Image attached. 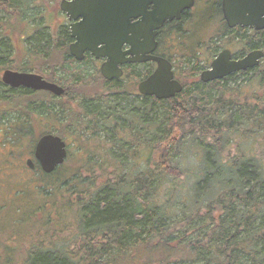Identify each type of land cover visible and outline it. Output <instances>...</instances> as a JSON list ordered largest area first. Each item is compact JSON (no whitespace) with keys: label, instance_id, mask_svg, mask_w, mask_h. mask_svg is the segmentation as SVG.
<instances>
[{"label":"trees","instance_id":"obj_1","mask_svg":"<svg viewBox=\"0 0 264 264\" xmlns=\"http://www.w3.org/2000/svg\"><path fill=\"white\" fill-rule=\"evenodd\" d=\"M23 2L7 1L11 11H21ZM62 63L61 85L89 82L66 55ZM255 70L247 90L229 86L238 78L234 73L186 87L172 100L135 104L131 94H118L115 81L104 84L113 96L77 97L81 116L70 127L84 140L69 145L85 154L84 162L75 172L60 166L50 175L40 173L34 185L39 202L35 197L26 205L39 210L32 214L49 210L40 214V225L48 228L56 220L62 228L60 221L77 232L72 236L80 245L46 249L36 237L25 264H264V69ZM17 92L6 88L0 101ZM31 94L24 90L20 96ZM33 106L43 118L60 115L45 101ZM13 130L4 129L10 143ZM157 147L167 154L159 160L153 156ZM184 159L194 165L185 167ZM19 192L30 197L29 188ZM22 213L0 229L10 237L9 245L0 243L7 255L0 254V264L21 257L16 237L28 236L34 226L16 224Z\"/></svg>","mask_w":264,"mask_h":264},{"label":"rangeland","instance_id":"obj_2","mask_svg":"<svg viewBox=\"0 0 264 264\" xmlns=\"http://www.w3.org/2000/svg\"><path fill=\"white\" fill-rule=\"evenodd\" d=\"M59 1L60 0L25 1L21 11H11V9L9 10L10 7L7 2L4 3V5L0 3V48L3 49L4 54H0V57H2L0 58V80L4 71L10 70L14 72L36 74L46 81L61 82V66L63 65L62 62L65 59V55L68 53L67 46L63 44L61 39L55 41V43L59 42L63 44L59 46V49L51 45L45 48L37 45L39 41L36 39H38V37L34 38L38 33L37 26L29 24L31 22L36 25L44 10L46 25H50L53 32L58 23L55 18V10H57L56 8L59 6ZM211 1L213 0H210V2ZM27 2L29 3L27 4ZM207 4L206 2L203 3L199 1L197 8L192 11V14H190L187 19L200 17V13L206 9ZM33 15L37 19L32 18ZM205 15L206 19H208L209 16H212V12L208 11ZM57 18L61 20L59 22L65 23V19L62 15L57 16ZM195 35V38L199 36V41L206 44L202 50L197 52L198 56L196 58H193L192 52L196 50L198 45L196 44L193 47L189 43L179 45L181 40L175 36V46L171 54L172 60L175 63L176 79L184 86L188 87L199 81V73L197 72L203 70L204 66H207L221 49L231 48L232 52H236L240 48V46L232 42L233 38L237 37L239 34H226V28L223 27L222 21L217 15L204 22ZM240 36H242V39L248 40L246 38L248 37L246 32ZM2 49L0 51H2ZM37 49L40 52L37 51ZM189 57H191L192 60L189 59ZM68 61L71 66L76 65L72 58H69ZM187 62H190V64ZM77 65L78 70H82L86 73L88 77L86 78L89 82L75 85L74 87H72L73 85L65 86L67 95L64 98L57 99L52 96V94L44 92H34V94L23 97L20 96L22 91H18L14 95L6 93L3 100L0 101V129H2L0 130V206L6 208V210H0V229H4L5 226L9 225L11 220H13L19 212L22 213L23 210L31 212L29 213L30 216L22 213L21 222L16 224L22 225L29 221L34 224V226H29L30 228L27 230L28 236L23 238L22 235H19L16 237L17 242L21 244L18 253L21 257L16 256L10 261L11 264H25L26 254H29L26 250L28 246L35 242L34 239L36 237L41 241L40 246L46 247V249L54 250L60 248L66 242H71L76 247L80 245L76 237L72 236L77 234V232L73 231L71 227L67 228L68 226H64L60 221L59 224L62 228L57 227L56 220H50L51 223H48V228L40 225V214L42 212H48L49 210L46 209L42 212H34L32 214L33 210H39L29 209L26 205L27 200L31 199L32 201L36 197L34 185L35 182L38 181L41 175L40 173H42L38 164H36V169L33 171H29L30 169H28L26 165V159L33 155V149L37 141L42 136L49 133L59 135L68 145V154L64 164L61 166L68 172L71 170L75 172V168L78 167V164L84 162L85 157L84 153L75 154L74 150H72L73 146L69 145L72 141L81 142L84 140L79 139L70 127V124L81 116L79 113L81 99L77 97L94 100L100 98V96L104 98L105 95H114L113 91L108 92L104 85L105 82L99 74L100 63L95 64L88 59L83 65L80 63ZM258 69H264V61L260 64ZM254 73H256V70L249 72L246 76L235 78L234 80L236 82L232 80L229 86L233 87L235 85H240L241 89L247 90L250 83L248 79H250V76ZM138 74L142 76L139 77ZM145 74H148V71L144 67L139 66L134 70H129L122 81L117 83V87L119 88L118 94L121 95L124 93L125 96L129 97V94L132 95L137 93V83ZM1 89L5 91L6 88L0 85V93H4ZM250 95L251 94H249V97ZM135 97L136 96L133 95L135 101L140 100L138 97ZM20 98V103L16 104ZM35 101L39 105L43 104V101H45L47 107H55V110L59 111L60 115L47 118L38 116L39 114L35 115L33 108ZM135 104L138 103L135 102ZM22 124L27 126L23 125L22 128ZM7 127H10V132L11 129L16 131L13 143H10L7 139L8 136L4 134V129ZM4 142H7V144L3 145ZM87 143L88 142H83L84 145ZM90 146L91 144L88 145V147ZM166 155L165 150H162V148L159 149V147H157V150L153 153V156L157 158L156 160ZM181 162L185 167L194 165L191 159H184ZM77 172L84 175V172L80 168L77 169ZM24 188H29V198L26 197V192H19V194H17L18 191ZM36 199L39 202V198L36 197ZM61 208V205H59V210L67 214L66 211ZM48 209H50V207H48ZM17 211L19 212L17 213ZM51 225L57 228L50 229L49 227ZM37 232L38 234H36ZM0 235V243L9 245L10 237L7 233L1 232ZM43 237L46 238L45 240L47 242L42 240ZM26 240H28V242H25V245H23ZM12 250L13 248H10L7 251L12 252ZM0 254L7 256L4 252Z\"/></svg>","mask_w":264,"mask_h":264},{"label":"water","instance_id":"obj_3","mask_svg":"<svg viewBox=\"0 0 264 264\" xmlns=\"http://www.w3.org/2000/svg\"><path fill=\"white\" fill-rule=\"evenodd\" d=\"M149 4H154L153 11L146 13ZM191 5L192 0H74L69 4L62 2V11L76 13V17L83 18L79 24L73 26L77 35L72 32L77 43L81 44L80 48L78 50L71 46L69 53L77 62L83 61L86 50L96 59H106L100 67V74L108 81L121 78L120 65L154 61L157 63L156 70L138 84V92L143 96H154L157 100H169L180 94L183 87L173 79L171 64L150 54L155 48L156 31L166 21L179 20L181 12ZM224 11L230 28L240 25L255 31L264 30V0H226ZM139 16L142 17L141 22L132 25L131 20ZM76 17H70L69 21ZM140 39H144L148 50L137 49ZM124 44L130 48L122 51ZM142 47L143 45L138 46ZM263 57L262 51H253L234 61L230 60V52L223 50L212 61L210 69L201 73L200 82L205 84L252 69ZM1 83L13 90L21 88L48 92L57 97L64 93L58 84L32 73L5 70ZM66 157V143L57 135L46 134L35 145L34 158L46 175L52 174L63 165ZM26 165L29 169L33 168L31 161H27Z\"/></svg>","mask_w":264,"mask_h":264},{"label":"flooded vegetation","instance_id":"obj_4","mask_svg":"<svg viewBox=\"0 0 264 264\" xmlns=\"http://www.w3.org/2000/svg\"><path fill=\"white\" fill-rule=\"evenodd\" d=\"M7 1L8 0H0V3L1 4L3 3V5H4V3H6ZM25 1L26 0H24L23 4L25 3ZM73 1L74 0H60L59 1V4H58L59 6H58V8H56L57 10H55V18H56V21L58 23L56 24V27H55L53 32H52L51 26L50 25H46V17H45V11L44 10L42 12V16L39 17V22L37 21L36 25L32 24L31 22L29 23V24H31L33 26H37V29H38L37 37L43 39L42 42L40 41L41 39L37 40V41H40V45L41 46L44 43H47V41L50 42V45L52 47L55 46L58 49H59V46H62L63 44L65 46H67V51H68V53L66 54L67 60H69V58H72L74 60V58L69 53L71 46H74L75 49L79 50L80 45H81V44H78L76 38L72 36V32H74L75 35H77L76 28H73V26H76L77 24H79L83 20V18L80 17V16L76 17V13H72V12H69V11H62L61 10L62 2H66V3L69 4V3H72ZM199 1L203 2V3H205V2L208 3L207 6H206V9L203 10L200 13V15H199L200 17H197V18H194V19H191V18L187 19L188 16L190 14H192V11H194L197 8V4H198ZM225 1L226 0H213V1L210 2V0H205V2H204V0H192L191 7L190 8H186V9H184L181 12L179 20L173 19L172 21H166L156 31L157 34H156V36L154 38L155 48H154V51L150 54V56L161 58V59H163V60H165V61H167L168 63L171 64L172 72H173V79L176 80L177 82H179L182 85L183 90L186 87H188V86H184L179 80L176 79V76H175V74H176L175 73V63L172 60V55H171L173 53V48L175 46L174 36L181 40L179 45H185L186 43H189L193 47L194 45L197 44L198 47L196 48V50H194L192 52L193 58H196L198 56L197 52L199 50H202L206 44H204L202 41H199V39H198L199 36L197 38H195L196 37L195 34L198 33V29L203 25L204 22H206L208 19H210V18H212V17H214L216 15L220 17V19L222 21V24H223V27L226 28V34H229V35H234L235 33L239 34L237 37L233 38V40H232L233 44H237L238 46H240V48L236 52H234V51L232 52V49L229 48V47H228L229 49H226V48L223 49V50H228L230 52V60H234V61L240 60V59L244 58L246 55H248L249 53H251L253 51H262L264 53V30L255 31V30H251L250 28L242 27L240 25H237V26H235L233 28H230L228 26V24H227L226 19H225V11H224V3H225ZM9 7H10L9 10H10L11 6H9ZM153 7H154V4H149L147 6V8H146V13L152 12L153 11ZM208 11L212 12V16H209V18L206 19L205 13L208 12ZM73 12H75V11H73ZM59 15L63 16V18L65 19V23L59 22V21H61L60 19L57 18V16H59ZM70 17H76V18L73 19L72 21H69ZM32 18L37 19L34 15L32 16ZM141 18H142L141 16H139L137 18H133L131 20V24L135 25V24L141 22ZM245 32L248 35V37H246L248 40L242 39V36H240L241 34H244ZM66 34H68V39L67 40L65 38ZM59 39H61L63 44L59 43V42L55 43V41H58ZM259 39L262 40V41L259 44H257L256 46H253V44H252L253 41H255V40L258 41ZM139 45H143V47L142 48H138ZM129 48H130L129 45L124 44L122 46V51H125V50H127ZM137 49H139V50H148L149 49V47L145 43L144 39H140L139 40V42L137 43ZM223 50L221 49L217 53V55L213 57L211 62L208 63L207 66H204L203 70L197 72V73H199V81L198 82H200L201 73L210 69L212 61ZM185 51H186V47H185ZM186 55H187V53H186ZM88 59H90L95 64L96 63H100V67L106 61V59H102V58L96 59L90 52H88L86 50L84 52L83 61L77 62V61L74 60V62L76 64H79V63L83 64ZM189 59H191V57H189ZM263 61H264V57L262 59H260L258 65L256 67H254V68H258ZM187 63L190 64V62H187ZM139 66L140 67H144L148 71V74H145L146 77L144 76L137 83L136 89H137V93L138 94L137 93L132 94V97L134 95V96H136L135 98L138 97V99H140V100L144 99V98H154V96H143V95H141L138 92V84L141 83L142 81H144L145 79H147L156 70L157 63L154 62V61H149V62L140 63V64L139 63H126L124 65H120V68L122 70V76H121V78H119L117 80L114 79L112 81H108V80L104 79L101 76V74H100V67H99V74H100L101 78L104 80L105 84L113 83L114 81L118 83V82L122 81L123 77H125V75L127 74V72L129 70H134L135 68H138ZM254 68H252V69H254ZM252 69H248L246 71H240V72H237L235 74H237L236 76L240 77V76L245 75V73L247 74V72L249 73ZM222 79H224V78H222ZM222 79H220V80H222ZM48 82H52L54 84H58L64 90V93H63V95L61 97H57V96L52 95L55 98H57V99L62 98L66 94V89H65L64 85H61L60 83L53 82V81H48ZM212 82H214V81H212ZM200 83H202V82H200ZM208 83H210V82H208ZM0 85L5 87V88L11 89L10 87L2 85L1 80H0ZM11 90H13V89H11ZM24 90L35 92V91L29 90V89H21V88L18 89L17 91L24 92ZM175 97H173V98H175ZM173 98H171L169 100H172ZM135 102H137V101H135ZM66 145H67V143H66ZM67 147H68V145H67ZM34 148H35V146H34ZM67 154H68V148H67ZM27 161H31L33 163V168L30 169L29 171L35 170L36 169V164H38V163L36 162V160L34 158V149H33V155L30 158L26 159V162Z\"/></svg>","mask_w":264,"mask_h":264},{"label":"bare ground","instance_id":"obj_5","mask_svg":"<svg viewBox=\"0 0 264 264\" xmlns=\"http://www.w3.org/2000/svg\"><path fill=\"white\" fill-rule=\"evenodd\" d=\"M89 254V253H88Z\"/></svg>","mask_w":264,"mask_h":264}]
</instances>
